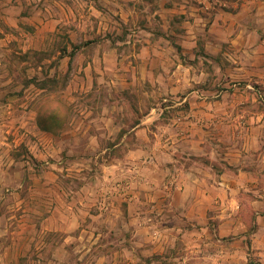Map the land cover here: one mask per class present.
Returning <instances> with one entry per match:
<instances>
[{"label": "rangeland", "instance_id": "obj_1", "mask_svg": "<svg viewBox=\"0 0 264 264\" xmlns=\"http://www.w3.org/2000/svg\"><path fill=\"white\" fill-rule=\"evenodd\" d=\"M103 3L104 0H0V125L4 123L0 126V141L12 142L1 143L9 149L0 152V197L4 202L0 213L5 218V229L11 226V216L15 214L34 209L33 214L39 210L37 214L41 215L45 211V190L41 187L49 178L46 171L51 163L70 167L82 162V170L69 169L62 179L80 181L86 176L93 181L102 174V156H121L129 147L140 145L142 139L134 131L125 141L122 132L151 105L157 104L162 112L159 123L181 119L188 125L195 123L202 127L217 152L226 150L227 144L247 140L251 134L248 120L254 117L261 119V123L264 120V77L249 75L253 69H264V60L258 59L253 51L240 50L241 44L231 41L240 30H230L227 34L214 31L215 35L203 23L196 31H190L186 14L168 15L165 21L152 17L151 32L173 37L176 45L181 44V52L175 46L162 44L165 53L176 54V65L172 61L166 63L176 68L179 76H176L175 93L160 94L156 92L158 85L171 86L172 78L160 82L141 77L145 66L140 54H148L146 45L152 36L144 28L149 2L134 0L130 25L113 22L111 18L113 26L99 34L91 26L96 20L109 17L106 10H99V7L107 8ZM79 19L82 24H88L87 32L95 36L93 39H86L85 31L78 36L80 31L74 23ZM71 34L78 36L77 43L71 40ZM113 35L120 37L116 45L119 56L110 41ZM221 36L227 37L220 39ZM163 61L154 68H163ZM114 71L130 74L131 78L127 79L132 81L130 86L121 89L128 83L125 76L113 75ZM191 81L196 83L190 84ZM194 88L198 92L192 99L199 102L205 98L209 104L207 112L191 104ZM50 112L61 114L67 122L63 130L56 132L59 135L65 132L62 136L65 156L56 159L55 164L51 155L35 154L30 149L34 144L38 150L43 139L39 133L34 135V130H38V124L42 129L39 121H45ZM110 116L117 125L105 123L101 129L106 132L99 136L101 139L89 138L88 131H98L99 120L103 122ZM15 119L20 133L28 134L23 140L9 132ZM22 120L29 123L21 126ZM183 122L182 127L186 126ZM178 124L175 126L179 127ZM154 131H149L150 137H154ZM163 132L171 136L169 131ZM256 133L261 143L259 150H264V124ZM142 141L144 144L148 139ZM116 142L121 143L118 148L113 147ZM105 147L111 149L101 153ZM261 193L264 199V188ZM247 196L246 213L252 214L251 197ZM19 197L32 200V204L20 208ZM214 212V209L210 211L212 217L206 222L181 223L184 232L176 227V237L168 238L162 252L138 253V264H177L180 260L187 264H264V231L254 236V222L249 220L243 233L221 235L220 219L213 217ZM231 223L235 225L228 222L225 227ZM261 226L264 227V221ZM9 239L3 237L0 245L10 242ZM144 242L149 243L147 239Z\"/></svg>", "mask_w": 264, "mask_h": 264}, {"label": "crops", "instance_id": "obj_2", "mask_svg": "<svg viewBox=\"0 0 264 264\" xmlns=\"http://www.w3.org/2000/svg\"><path fill=\"white\" fill-rule=\"evenodd\" d=\"M133 1L104 0L103 5L107 8L98 9L106 10L105 14H109V17L107 20H96L91 26L92 31L99 34L106 32L113 26L112 20L130 25L128 23L132 18L130 14L134 11ZM145 2H149L150 8L145 10L147 18L144 28L152 36L150 44L146 45L148 54H140L145 66L141 77L148 81L156 79L162 82L166 77L173 80V84L166 88L158 85L157 93H175L176 76L179 75L176 74V68L166 63L172 61L176 65V54L164 52L166 46L176 47V40L151 32L152 17L164 20L168 15L186 14L190 31H196L201 23L212 33L218 31L227 34L230 30H240L231 41L241 44L240 50L247 53L253 51L258 59L264 60V0ZM67 8L70 11L69 5ZM81 21L79 19V22L74 23L80 31H77L78 36L85 31V38L93 39L95 36L87 32L88 24H82ZM160 25L164 27V23ZM77 37L71 34L74 43L78 42ZM224 38L221 36L220 39ZM119 40L120 37L116 35L110 39L116 56H119L116 47ZM210 41L211 39L208 42ZM157 46L163 47V50ZM162 61L163 68H154ZM113 75L125 76L128 85L121 89L132 83L127 80L131 78L128 73L114 71ZM249 75L264 77V69H253L249 71ZM115 87L117 88L116 85ZM182 88L178 87L179 90ZM197 92L196 88L192 89L191 104L194 103L195 107L207 112L209 104L205 98L199 102L196 98L192 99ZM158 109L157 104L151 105L139 120L122 132L123 141L134 131L138 139H148V142L143 144L141 140L140 145L120 152L121 156H102V174L96 176L97 179L92 181L85 176L80 181L63 180L61 176L68 175L69 169L82 170L83 163L76 162L70 167L59 164L54 166L51 163L52 166L46 171L49 178L41 187L45 190L46 208L44 212H40L41 215L37 214L39 210H35L37 213L33 214L34 209L20 215L15 214L11 216L14 218L11 226L5 229V218L0 213V240L3 237L10 238V242L0 245V264H138V253L162 252L168 238L176 237V227L178 231L184 232L183 222H190L192 225L206 222L212 217L210 211L213 209V217L220 219L218 228L221 235L243 233L247 227L246 221L249 220L256 226L252 233L254 236L264 231L261 226L264 221V199H261V190L264 188V150H259L261 143L256 133L264 120L262 123L261 119L255 117L248 120L251 123V134L247 135V140L227 144L226 150L217 152L202 127H197L195 123L188 125L181 119H172L173 123H159L162 112ZM182 122L186 126H180ZM27 123L29 121L22 120L21 126ZM105 123L117 125L112 116L104 118L103 122L101 119L98 123L99 130L86 132L88 137L101 139L99 136L106 132L104 128L101 129ZM175 123H179L181 128L175 126ZM11 127L9 132L17 138L20 136L21 140L24 135H28L20 133L16 119ZM152 129L155 130L154 137L149 135ZM163 131H169L171 136L168 137ZM37 133L43 140L39 142L38 150L36 145L30 146L31 152H46L52 156L54 164L56 159L65 156V141L62 139L65 132L59 135L42 130L38 124L34 135ZM2 135L7 138L5 133ZM1 143L12 144L10 140L2 139L0 152H7L9 149L1 146ZM120 145V142H116L113 147L118 148ZM166 148L173 150L166 151ZM110 149L102 148L101 153ZM66 154L69 155L68 152ZM122 179L125 181L118 183ZM246 196L251 197L249 203L254 211L252 214L246 213ZM1 199L2 197L0 205H3ZM31 202L25 197H19L20 208ZM228 222H235V225L231 223L225 227ZM145 239L148 244L144 242ZM177 264L187 263L180 260Z\"/></svg>", "mask_w": 264, "mask_h": 264}, {"label": "trees", "instance_id": "obj_3", "mask_svg": "<svg viewBox=\"0 0 264 264\" xmlns=\"http://www.w3.org/2000/svg\"><path fill=\"white\" fill-rule=\"evenodd\" d=\"M177 49L181 52V44L176 45ZM43 130L58 132L64 129L67 124L66 119L62 117L61 114L57 112H50L48 116H46L45 121H39ZM256 226L254 225L252 231H254Z\"/></svg>", "mask_w": 264, "mask_h": 264}]
</instances>
